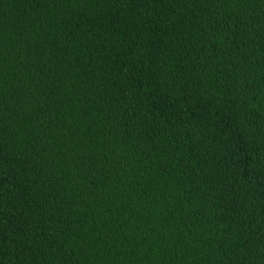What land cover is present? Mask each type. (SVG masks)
<instances>
[{
	"label": "trees",
	"instance_id": "16d2710c",
	"mask_svg": "<svg viewBox=\"0 0 264 264\" xmlns=\"http://www.w3.org/2000/svg\"><path fill=\"white\" fill-rule=\"evenodd\" d=\"M0 264H264V0H0Z\"/></svg>",
	"mask_w": 264,
	"mask_h": 264
}]
</instances>
